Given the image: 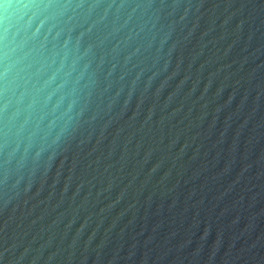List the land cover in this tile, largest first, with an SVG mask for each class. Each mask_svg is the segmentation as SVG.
Returning a JSON list of instances; mask_svg holds the SVG:
<instances>
[{
    "label": "water",
    "instance_id": "1",
    "mask_svg": "<svg viewBox=\"0 0 264 264\" xmlns=\"http://www.w3.org/2000/svg\"><path fill=\"white\" fill-rule=\"evenodd\" d=\"M0 4V264H264V0Z\"/></svg>",
    "mask_w": 264,
    "mask_h": 264
},
{
    "label": "snow or ice",
    "instance_id": "2",
    "mask_svg": "<svg viewBox=\"0 0 264 264\" xmlns=\"http://www.w3.org/2000/svg\"><path fill=\"white\" fill-rule=\"evenodd\" d=\"M7 3L9 5L16 3L15 0H0V4Z\"/></svg>",
    "mask_w": 264,
    "mask_h": 264
}]
</instances>
